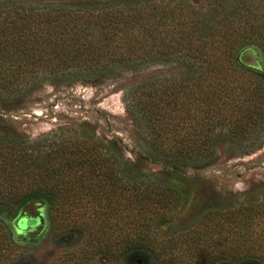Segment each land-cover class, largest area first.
<instances>
[{"label":"trees","instance_id":"obj_1","mask_svg":"<svg viewBox=\"0 0 264 264\" xmlns=\"http://www.w3.org/2000/svg\"><path fill=\"white\" fill-rule=\"evenodd\" d=\"M258 1L264 3L0 0V104H18L47 84H98L160 60L183 71L149 75L124 92L149 158L179 168L213 160L221 145L249 154L264 139V78L245 70L263 68L250 46L264 52ZM44 139L0 128V207L92 205L94 215L106 213L102 249L115 250L123 264L135 251L148 257L149 233L178 199L176 191L145 182L149 173L123 162L117 147L89 130ZM263 212L261 202L222 215L245 235L239 232L229 253L221 240V252L207 262L264 264V236L249 235Z\"/></svg>","mask_w":264,"mask_h":264},{"label":"rangeland","instance_id":"obj_2","mask_svg":"<svg viewBox=\"0 0 264 264\" xmlns=\"http://www.w3.org/2000/svg\"><path fill=\"white\" fill-rule=\"evenodd\" d=\"M250 46L256 49L263 68L245 70L264 78V52L257 43ZM182 71L177 64L157 60L148 69L127 68L121 76L98 84H47L18 104H0V128L27 133L32 139L43 136L46 143L47 138L89 130L117 147L123 162L149 173L145 182L152 180L176 191L178 199L149 233L148 257L135 251L131 264H161V260L211 264L208 259L216 258L223 248L221 240L229 253L235 249L239 232L244 234L230 216L222 215L241 205L264 202V139L249 154L237 156L221 145L213 160L179 168L147 155L137 121L124 99L125 88L149 75L163 79ZM38 209L44 221L39 232L30 235L19 230V215L24 211L35 214ZM105 217L103 209L94 215L92 205L84 203L69 202L56 208L36 204L20 209L0 207V264H123L115 250L101 248ZM112 226L119 230L117 223ZM250 229L251 237L264 236V212L254 218Z\"/></svg>","mask_w":264,"mask_h":264},{"label":"flooded vegetation","instance_id":"obj_3","mask_svg":"<svg viewBox=\"0 0 264 264\" xmlns=\"http://www.w3.org/2000/svg\"><path fill=\"white\" fill-rule=\"evenodd\" d=\"M40 219H42V221H40ZM43 222V216L39 209L35 214H29L28 212L24 211L17 218L16 226L19 230H24L25 232L31 235L33 233L39 232V224ZM40 226H42V224Z\"/></svg>","mask_w":264,"mask_h":264},{"label":"water","instance_id":"obj_4","mask_svg":"<svg viewBox=\"0 0 264 264\" xmlns=\"http://www.w3.org/2000/svg\"><path fill=\"white\" fill-rule=\"evenodd\" d=\"M40 221H42V219H40ZM137 261H138V263H140V262H141V260H140V259H137Z\"/></svg>","mask_w":264,"mask_h":264}]
</instances>
